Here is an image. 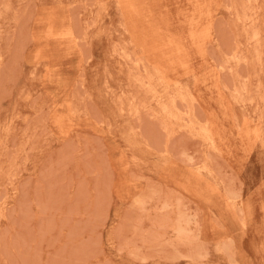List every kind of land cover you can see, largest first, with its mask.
Segmentation results:
<instances>
[{"label":"rangeland","instance_id":"1","mask_svg":"<svg viewBox=\"0 0 264 264\" xmlns=\"http://www.w3.org/2000/svg\"><path fill=\"white\" fill-rule=\"evenodd\" d=\"M0 264H264V0H0Z\"/></svg>","mask_w":264,"mask_h":264}]
</instances>
